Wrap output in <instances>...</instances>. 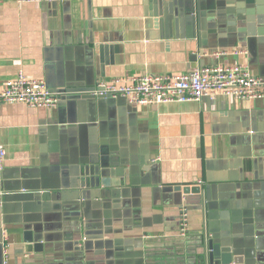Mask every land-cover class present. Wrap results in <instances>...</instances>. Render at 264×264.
<instances>
[{
	"label": "crops",
	"instance_id": "obj_1",
	"mask_svg": "<svg viewBox=\"0 0 264 264\" xmlns=\"http://www.w3.org/2000/svg\"><path fill=\"white\" fill-rule=\"evenodd\" d=\"M232 64L264 77V0H0V89L23 73L62 94L0 103V264H209L211 237L264 264V98L74 92Z\"/></svg>",
	"mask_w": 264,
	"mask_h": 264
},
{
	"label": "built area",
	"instance_id": "obj_2",
	"mask_svg": "<svg viewBox=\"0 0 264 264\" xmlns=\"http://www.w3.org/2000/svg\"><path fill=\"white\" fill-rule=\"evenodd\" d=\"M91 94L96 97H120L129 104L139 106L180 104L218 97L253 100L264 98V77H256L240 64L199 67L188 73L132 75L98 81ZM61 95L50 90L43 80L18 73L1 87L0 103L51 109L58 105ZM5 154L0 144V170L4 165ZM181 217L184 231L187 217L185 209Z\"/></svg>",
	"mask_w": 264,
	"mask_h": 264
},
{
	"label": "water",
	"instance_id": "obj_3",
	"mask_svg": "<svg viewBox=\"0 0 264 264\" xmlns=\"http://www.w3.org/2000/svg\"><path fill=\"white\" fill-rule=\"evenodd\" d=\"M93 91V89H74V92H89ZM86 98H92V95H83ZM98 185V184H97ZM166 192H175L181 193L182 195H198L200 194V187L198 186H184V187H166L164 189ZM26 249L30 250L32 244V237L29 233H26L24 236ZM34 250H40L41 245L38 243H34L32 246ZM204 257L205 261L207 260L209 264H237L239 262V257H232V251L228 246H222L220 243L216 242L214 237L208 239L207 244L204 249Z\"/></svg>",
	"mask_w": 264,
	"mask_h": 264
}]
</instances>
